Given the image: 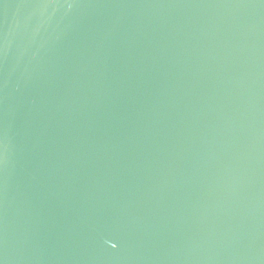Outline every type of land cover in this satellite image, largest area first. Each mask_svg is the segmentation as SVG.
<instances>
[{"label": "water", "instance_id": "obj_1", "mask_svg": "<svg viewBox=\"0 0 264 264\" xmlns=\"http://www.w3.org/2000/svg\"><path fill=\"white\" fill-rule=\"evenodd\" d=\"M0 264H264V0H0Z\"/></svg>", "mask_w": 264, "mask_h": 264}]
</instances>
